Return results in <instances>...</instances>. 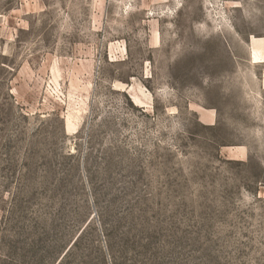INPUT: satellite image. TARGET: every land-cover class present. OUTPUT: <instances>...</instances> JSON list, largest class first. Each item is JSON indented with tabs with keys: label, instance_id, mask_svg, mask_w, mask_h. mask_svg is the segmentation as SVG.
I'll use <instances>...</instances> for the list:
<instances>
[{
	"label": "rangeland",
	"instance_id": "1",
	"mask_svg": "<svg viewBox=\"0 0 264 264\" xmlns=\"http://www.w3.org/2000/svg\"><path fill=\"white\" fill-rule=\"evenodd\" d=\"M67 252L264 264V0H0V264Z\"/></svg>",
	"mask_w": 264,
	"mask_h": 264
},
{
	"label": "trees",
	"instance_id": "2",
	"mask_svg": "<svg viewBox=\"0 0 264 264\" xmlns=\"http://www.w3.org/2000/svg\"><path fill=\"white\" fill-rule=\"evenodd\" d=\"M68 252L60 259V261L58 262V264H65L66 263V261H67L66 258H67Z\"/></svg>",
	"mask_w": 264,
	"mask_h": 264
},
{
	"label": "bare ground",
	"instance_id": "3",
	"mask_svg": "<svg viewBox=\"0 0 264 264\" xmlns=\"http://www.w3.org/2000/svg\"><path fill=\"white\" fill-rule=\"evenodd\" d=\"M256 41H257V40H256ZM252 43L255 44V39H254V38L252 39ZM259 44H260V43H259ZM259 44H258V45H259ZM256 45H257V44H256ZM260 45H261V44H260ZM254 46H255V45H254ZM256 47H257V46H256Z\"/></svg>",
	"mask_w": 264,
	"mask_h": 264
}]
</instances>
